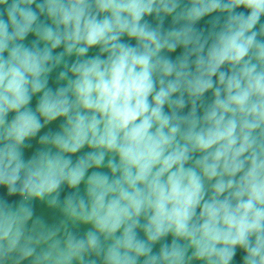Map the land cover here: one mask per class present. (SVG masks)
Wrapping results in <instances>:
<instances>
[{
	"label": "clouds",
	"instance_id": "clouds-1",
	"mask_svg": "<svg viewBox=\"0 0 264 264\" xmlns=\"http://www.w3.org/2000/svg\"><path fill=\"white\" fill-rule=\"evenodd\" d=\"M0 190V264H264V0H0Z\"/></svg>",
	"mask_w": 264,
	"mask_h": 264
},
{
	"label": "water",
	"instance_id": "water-1",
	"mask_svg": "<svg viewBox=\"0 0 264 264\" xmlns=\"http://www.w3.org/2000/svg\"><path fill=\"white\" fill-rule=\"evenodd\" d=\"M33 146L35 147V142H33ZM0 192H2V190H0ZM36 211H37V214L44 215L46 218H49V219H51L53 216L51 212H49L48 210H46L43 206L39 204L36 207Z\"/></svg>",
	"mask_w": 264,
	"mask_h": 264
}]
</instances>
